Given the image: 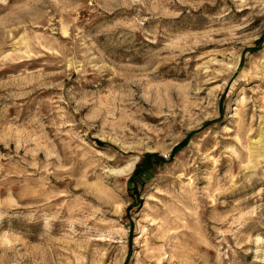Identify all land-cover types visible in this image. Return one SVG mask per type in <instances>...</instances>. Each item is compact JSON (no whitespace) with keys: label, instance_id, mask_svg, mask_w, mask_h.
Segmentation results:
<instances>
[{"label":"rangeland","instance_id":"374dc122","mask_svg":"<svg viewBox=\"0 0 264 264\" xmlns=\"http://www.w3.org/2000/svg\"><path fill=\"white\" fill-rule=\"evenodd\" d=\"M0 264H264V0H0Z\"/></svg>","mask_w":264,"mask_h":264}]
</instances>
